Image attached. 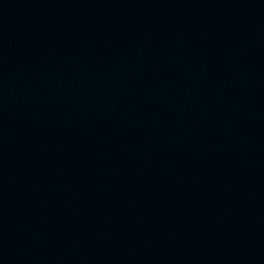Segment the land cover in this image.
I'll return each instance as SVG.
<instances>
[{"label":"water","instance_id":"95a60500","mask_svg":"<svg viewBox=\"0 0 264 264\" xmlns=\"http://www.w3.org/2000/svg\"><path fill=\"white\" fill-rule=\"evenodd\" d=\"M0 264H264V0H0Z\"/></svg>","mask_w":264,"mask_h":264}]
</instances>
